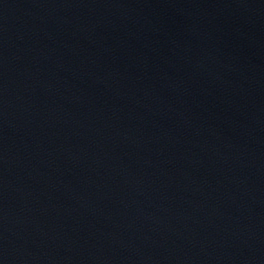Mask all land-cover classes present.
I'll use <instances>...</instances> for the list:
<instances>
[{
    "label": "water",
    "instance_id": "95a60500",
    "mask_svg": "<svg viewBox=\"0 0 264 264\" xmlns=\"http://www.w3.org/2000/svg\"><path fill=\"white\" fill-rule=\"evenodd\" d=\"M0 264H264V0H0Z\"/></svg>",
    "mask_w": 264,
    "mask_h": 264
}]
</instances>
